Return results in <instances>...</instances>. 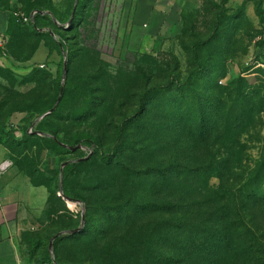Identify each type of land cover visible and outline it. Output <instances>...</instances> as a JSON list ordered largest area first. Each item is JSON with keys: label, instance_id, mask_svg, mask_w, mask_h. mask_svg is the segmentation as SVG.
Here are the masks:
<instances>
[{"label": "rangeland", "instance_id": "1", "mask_svg": "<svg viewBox=\"0 0 264 264\" xmlns=\"http://www.w3.org/2000/svg\"><path fill=\"white\" fill-rule=\"evenodd\" d=\"M145 3H7L17 16H35L31 24L20 19L11 24L0 55V124L21 139L9 147V155L28 191L30 226L24 241L29 264H42L50 256L53 264H137L150 227L173 218L141 213L137 201L182 199L196 211L222 207L225 189L242 187L260 157L264 20L257 9L264 0H229L225 7L221 0H177L155 18L147 17ZM43 33L65 44L67 74L55 114L41 118L58 103L62 57L46 47ZM242 77L251 84L243 89L252 87L258 104L246 123L245 147L235 168L223 179L189 176L203 172L210 152L208 144L190 145L183 119L196 110V95L189 91L186 105L176 111L172 98L180 96L178 84L208 100L233 91ZM88 135L97 140L94 147L77 143ZM46 136L79 148L61 152ZM217 142H210L213 151L221 146ZM76 162L64 178L65 166ZM54 179L61 180L60 189L53 188ZM108 208L114 217H108ZM121 208L127 210L118 214ZM256 216L261 219L258 209L246 219ZM30 237L46 243L35 254Z\"/></svg>", "mask_w": 264, "mask_h": 264}, {"label": "trees", "instance_id": "2", "mask_svg": "<svg viewBox=\"0 0 264 264\" xmlns=\"http://www.w3.org/2000/svg\"><path fill=\"white\" fill-rule=\"evenodd\" d=\"M228 2L229 0H221L220 5L225 7ZM257 13L264 20L263 5L258 6ZM26 16L31 17L32 15ZM34 18L35 16L27 24L33 23ZM19 19L24 22L20 15L17 16L12 11L10 28L11 24ZM9 33H11L10 30ZM43 34L45 35L46 47H49L51 51L57 50L62 56L58 69L57 92L59 93L62 89L66 61L65 44L58 41L52 34ZM194 53L195 58H197V49L194 50ZM244 84L246 86L251 85L249 82L245 83V79L242 77L238 80V86L233 91H224L223 95L208 100H203L189 85L178 84L177 90L180 92V96L175 95L172 98V103H176V111H180L186 105L189 91L196 95V110L194 108L189 113L188 119H183L184 122H187V128H189L192 136L190 145L199 149L201 144H208L207 149L210 152L208 161L206 160L207 164L201 167L203 172L195 174L194 171H191L189 176H197L198 179L204 178L206 181H210L213 177L223 179L227 173L235 168L237 155L242 152L241 148L245 147L246 123L254 118L256 114L254 105L258 104L255 102L258 97L257 93L252 87L246 88L245 86L246 90L243 89ZM52 114H55V110ZM180 115L182 114L180 113ZM24 136H28V131L25 132ZM45 138L55 144L61 152H71L72 147H76L61 143L53 136H46ZM213 139L218 141L217 143H221L216 151H213L210 146ZM0 143L9 148L14 144H21V139L16 137V131L8 130L0 124ZM77 143L94 147L97 140L88 135L79 138ZM73 165H79V162L65 166L64 178L68 176ZM161 174H163L161 182L165 183L167 181L165 171ZM51 184L53 188L60 189L61 180L54 179ZM189 188L191 187L185 189ZM64 194L68 197L72 196V193L66 189ZM223 199L226 203L222 207H197V210L200 211L204 209L200 214H198L200 211H196V209H188L187 204L180 201L182 199L174 203L166 199L155 201L151 198L137 201L135 206L136 208L139 207L141 213H158L163 217L173 216L171 220L166 218L158 226L150 227V234L144 241H141L144 244L145 252L137 254V264H254L256 261L257 264H263L264 147L259 159L245 178L242 187L237 190L225 189ZM108 209V217H114V213L110 208ZM257 209L261 213V219L256 216L248 221L246 218L249 216V211H257ZM121 210L127 209L121 208L118 210V214L123 212ZM261 229L262 233H260ZM29 242L31 254H35L46 244L44 240L35 237H30ZM53 263L55 261L50 256L42 264Z\"/></svg>", "mask_w": 264, "mask_h": 264}, {"label": "crops", "instance_id": "3", "mask_svg": "<svg viewBox=\"0 0 264 264\" xmlns=\"http://www.w3.org/2000/svg\"><path fill=\"white\" fill-rule=\"evenodd\" d=\"M12 1L0 0V38L4 42L9 39L12 15L7 3ZM174 1L177 0H146L147 17H160V13L169 10ZM9 154L10 148L0 143V167L6 162L11 163L0 173V264H29L24 241L30 226L28 191Z\"/></svg>", "mask_w": 264, "mask_h": 264}, {"label": "water", "instance_id": "4", "mask_svg": "<svg viewBox=\"0 0 264 264\" xmlns=\"http://www.w3.org/2000/svg\"><path fill=\"white\" fill-rule=\"evenodd\" d=\"M66 74H67V62L65 61V64H64V72H63V79L66 77ZM63 91H64V86L62 85V89H61V93H60V97H59V100H58L57 105L53 109H51L50 111H48L46 114H44L41 118H43V117L51 114L57 108L58 104L62 100ZM77 148H79V147H72V150H76ZM61 192H63V187H61ZM82 219H83V222H84L85 219H86L85 214H83ZM57 236L58 235H56L55 238ZM52 246H53V241H51V243H50V247H52Z\"/></svg>", "mask_w": 264, "mask_h": 264}, {"label": "built area", "instance_id": "5", "mask_svg": "<svg viewBox=\"0 0 264 264\" xmlns=\"http://www.w3.org/2000/svg\"><path fill=\"white\" fill-rule=\"evenodd\" d=\"M20 16L23 18L25 23H29L34 17V15L28 17L24 13L20 14ZM4 50H5V42L3 41V39L0 38V53H2ZM10 164H11L10 162H6L4 165H2V167H0V173L6 171V169L10 166Z\"/></svg>", "mask_w": 264, "mask_h": 264}]
</instances>
